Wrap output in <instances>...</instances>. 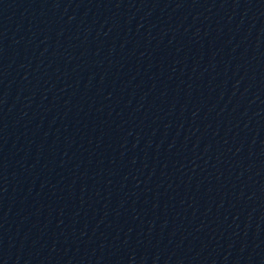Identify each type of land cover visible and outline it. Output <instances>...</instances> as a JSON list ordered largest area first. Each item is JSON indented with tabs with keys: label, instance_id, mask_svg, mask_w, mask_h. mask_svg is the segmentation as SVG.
<instances>
[{
	"label": "water",
	"instance_id": "water-1",
	"mask_svg": "<svg viewBox=\"0 0 264 264\" xmlns=\"http://www.w3.org/2000/svg\"><path fill=\"white\" fill-rule=\"evenodd\" d=\"M0 264H264V0H0Z\"/></svg>",
	"mask_w": 264,
	"mask_h": 264
}]
</instances>
